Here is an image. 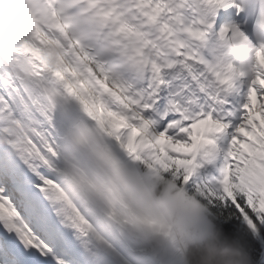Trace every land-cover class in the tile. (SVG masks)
<instances>
[{
    "label": "bare ground",
    "instance_id": "obj_1",
    "mask_svg": "<svg viewBox=\"0 0 264 264\" xmlns=\"http://www.w3.org/2000/svg\"><path fill=\"white\" fill-rule=\"evenodd\" d=\"M5 38L7 41H9L8 43L11 44L18 52H22V50L26 52L29 56V59L33 62L36 68L35 75L16 71L19 83L18 85L23 88L24 95H27L24 102H22V100H18L17 102L21 108H23L25 105L26 109H29L30 105L34 111L43 113L38 115L35 120L33 119L31 121V119H29L27 122V128L37 139H35V141L39 143L41 152L43 154V159L45 160V163L41 164V169L44 173V176L47 178L44 180V184L53 187L59 186L56 188H58L60 191H63L64 197L70 201L69 204L72 203L74 207L79 209V211L89 220L90 224L101 234V236L107 240V242L110 243V245L118 253H120L132 264H157L155 261L156 253L159 250L162 241L164 240L163 238L167 236L169 237V240L165 244L164 252L159 257L161 264H186L179 240L177 239L175 232H170L171 224L170 220L167 218V214L161 209V205L158 200H156L154 196L148 195L146 193L147 190L144 180H142V177L136 170L135 164H132L131 167V174L133 176L134 183L136 182L135 185H137V187H139L140 190L144 192L147 199L151 201L156 213L160 215L163 221L164 236L159 244H152L153 247H156L155 252L152 255V259L147 256L146 251L132 250L129 249L126 244H124L126 241L115 232L112 225V222L114 221L107 216L109 214L105 215V212L100 214L97 212L102 216L101 217L92 211L89 204L91 203V200L88 197L89 188L87 185L83 186V184H86V180L90 178V174H95L93 172L95 170L93 167H99L95 159L96 157H93L88 153V145L92 143L97 145L98 142L99 144L96 148L98 151H101L103 155H108L110 152L108 151V153L107 151H104L105 148L102 143L104 142L103 138L105 137L103 134L101 137H96L93 134V131L96 128L104 132V125H101L99 122L100 120H98L97 117L93 115L92 117L90 115L88 116L87 107L90 106L89 103L87 105L82 103L83 110L79 104H76L75 101L79 102L80 99L77 98L79 95H76L77 97L74 95L72 88L77 85L80 88V91L87 97V101L89 99L92 105L97 104L98 107L104 111V114H106V116L109 118V120L106 121L107 117H104L105 121L107 122L106 124L107 126L113 125L114 127L112 128H116L114 129V132H116L115 130L118 131L119 126L124 123V120H126V123H128L129 129L131 125L135 126V124L141 126L144 124L141 116L137 114L136 110L128 102L126 103L123 100L124 97L122 95L105 88L102 81H100V79H98L92 72L90 65L80 57L78 51L75 48L72 49L71 47L67 53V61L69 60L74 64H77L80 69L76 68V72L73 68L70 69V67L67 66V63L63 61L65 46L60 45L61 42L59 37H57V39L60 42L58 43L60 49L56 48L54 44L50 43V45L48 44L50 52L48 54L37 53L34 49L25 47L22 42H17L11 36L7 35ZM64 42H67V40L64 39L63 44ZM255 46L257 51L262 50V46H260V44ZM174 57L170 59L169 62L165 63V68L164 71H162V75L157 74L155 71L152 72L151 82L149 83V94L143 111H150V114L153 116L156 115L158 110H161L164 105L168 104L173 109L172 115H168L170 118L169 121L173 122L172 117L177 118L178 127H180L185 132L188 130L186 126H194L193 130L196 132L201 131L199 126H201L202 129L205 128V130L208 128L207 126H209V123L207 122L209 120L206 122L202 121L205 116H211L212 110L207 108L208 103L211 104L212 108H215L213 110L215 112V116H219L223 119L232 118L233 114H235L233 113L234 110L236 111L237 109H233V107H230L227 103H218L213 96L209 95L210 97H207L205 94L204 101H206V103L201 102V104L205 105L206 110L209 109V112L207 111L208 115L205 113H197L195 115H191L192 119L195 120L189 121L191 118L187 116V111H184L182 107L188 110L189 108H193L195 103H197V98L193 97L191 92H185L191 91L192 88L185 86L183 87L185 90H182V93L180 91L177 93L179 101L181 102L179 105L173 101L169 95L170 93L166 91V89L168 90L169 88L166 86V82L168 79L172 78L169 73H171L173 70ZM256 60V56L251 55L249 61L250 68H253L255 74L258 72L264 77V58H261L258 61ZM64 70L66 73H63ZM178 72L179 71H177V73ZM248 77L246 78L247 80ZM193 78L199 82L198 85H200L201 80H198L196 74H194ZM251 80L253 82H251ZM238 81V83L241 85V80L239 78ZM248 83L250 84V87H254V91L258 93L264 92V87H261V85H259L253 79H250ZM71 85L72 88H70ZM156 90H158V92L155 93ZM166 94H168L166 97L167 99L170 97L169 100L162 99V97L166 96ZM159 97L161 98L158 100L157 98ZM170 99L172 100L170 101ZM163 101H166V103L162 104ZM235 105H237V103ZM221 107H224L223 110L225 113H221ZM87 116L88 120H85L84 118ZM200 117L202 119H200ZM90 120L93 123L92 126L88 125ZM129 121H131V123ZM196 123L199 125L197 124L198 126H195ZM138 130L140 133L139 131L138 133L135 132L137 133L136 137L142 136V134L145 136L143 130ZM226 131V126H223V128L218 129L214 133L218 135L219 133L224 134ZM244 131H241L242 134ZM229 140L230 139L227 137L224 138L222 140L223 146H228L231 141ZM72 142L73 145H76V147L75 145H72ZM166 142L170 144V141L166 140ZM96 145L92 144V147ZM213 152L215 154L214 162L218 161L219 150L216 149L213 150ZM76 154L80 160L77 159ZM49 155L55 164L54 171ZM71 160H75V163L73 161L71 162ZM49 180H51L50 183L48 182ZM119 201L117 200L118 204ZM122 204L124 206V203L120 202L121 207ZM123 208L129 213L128 209L125 207ZM130 215H132L131 212Z\"/></svg>",
    "mask_w": 264,
    "mask_h": 264
},
{
    "label": "rangeland",
    "instance_id": "obj_2",
    "mask_svg": "<svg viewBox=\"0 0 264 264\" xmlns=\"http://www.w3.org/2000/svg\"><path fill=\"white\" fill-rule=\"evenodd\" d=\"M249 77L247 80V92L244 98L243 113L241 112L239 122L230 130L229 139L231 141L229 140V145L232 147L231 155L228 154L229 159H224L222 164L223 170L228 175L227 183L228 180L231 179L235 181L237 185L244 182V177L247 175H249V179V177L255 176L256 172H261V169L264 168V162H255L253 158L259 150L264 148V92L258 93L254 91V87L251 86V88L250 82L248 83L250 79H253L261 85V87H264V77L261 76V73L256 72L255 74V71H253ZM251 82L253 81L251 80ZM73 93L77 96L79 95V106L83 110L82 103L84 105L88 104L85 97H83L84 94L78 89L77 85L73 88ZM92 106L95 108V110L93 109L95 114L100 116L95 117L100 120L99 122L101 125H104L105 128L104 132L96 130L93 131V134L96 137H101L103 134L105 137L102 143L105 148L104 151H109L110 153L108 152V155H103L101 151H98L96 149L99 144L98 142L97 145L92 143L96 146L92 147V144H90L87 147L88 153L96 157V162L99 165L98 168L93 167V169H95L93 171L95 174H90V178L86 180V184H83V186L87 185L89 188L88 197L91 200V203H89L90 208L95 214H100L102 212H105V215L109 214L110 216H107L114 221L112 225L115 232L125 239L126 242L124 244L132 250L146 251L147 256L152 259V255L156 249L152 244H159L164 236L163 221L160 215L156 213L151 201L148 200L144 192L135 185L136 182L134 183L131 167L132 164L139 165V161L143 157L153 161L157 167L169 166L168 161L164 159L163 155H160L161 153H165L163 150L164 147L162 148V145L160 143L158 144L159 140L155 136L147 135L146 137V135L144 136L142 134V136L136 137L139 127L131 125L129 129L128 123L126 122L119 126L120 131L119 129L118 131L116 130L114 135V129L116 128H112L114 127L113 125L107 126L106 121L109 120V118L104 114V111L98 107L97 104ZM87 108L88 116L90 115L92 117L89 112V107ZM104 117H107L106 121ZM199 127L202 130L201 126ZM111 130L113 133H110ZM241 131H244V133L242 134ZM205 133L206 131L204 130L199 134L192 133L187 143H176L180 144L178 146L180 153L183 155L185 153L191 154L196 158L211 156L212 151L209 147L213 146L216 148L218 144L214 142L211 134ZM186 149H188V151H186ZM204 157L201 158L203 159ZM77 159H79L78 156ZM72 161L75 163V160H71V162ZM253 162L256 164L253 165ZM206 176H208L211 181V186L217 192L222 190L224 185H226V182H220L219 184L213 181L214 178L210 171L206 173ZM154 197L157 200L156 196ZM120 202L124 203V206L122 204L121 207ZM123 207L128 209L129 213L125 211ZM161 209L163 210L162 206ZM130 212L133 216L130 215ZM78 215L83 221L84 217L81 216L79 211ZM83 236L86 238L84 245L87 247L89 245H94L101 251V254L99 253V256L93 259L95 260L94 264H132L118 253L87 221H85ZM206 236L207 234L195 235L194 238L197 239L195 241H202L204 240L202 237L206 238ZM180 237L183 247L185 250L188 249V245L191 244L193 240H191L187 234H180ZM73 253L74 256L72 255L69 257V264H75L74 261L81 262L78 249L74 248Z\"/></svg>",
    "mask_w": 264,
    "mask_h": 264
},
{
    "label": "trees",
    "instance_id": "obj_3",
    "mask_svg": "<svg viewBox=\"0 0 264 264\" xmlns=\"http://www.w3.org/2000/svg\"><path fill=\"white\" fill-rule=\"evenodd\" d=\"M165 157L170 166L164 169L142 163L156 193L162 192L163 176L171 181L163 200L179 236L193 240L184 248L187 264H264V174L217 195L202 182L200 171L189 179L192 159ZM203 234L204 240L195 241Z\"/></svg>",
    "mask_w": 264,
    "mask_h": 264
},
{
    "label": "water",
    "instance_id": "obj_4",
    "mask_svg": "<svg viewBox=\"0 0 264 264\" xmlns=\"http://www.w3.org/2000/svg\"><path fill=\"white\" fill-rule=\"evenodd\" d=\"M173 229H174V226L171 225V228H170V232L173 233ZM167 240H169V237H165V239L163 240L162 244H161V247L159 248V250L157 251L156 253V256H155V261L157 262V264H161L160 260H159V257L160 255L162 254V251L164 250V245L165 243L167 242Z\"/></svg>",
    "mask_w": 264,
    "mask_h": 264
}]
</instances>
